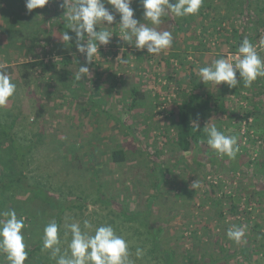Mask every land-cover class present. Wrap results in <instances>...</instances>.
Here are the masks:
<instances>
[{
	"label": "rangeland",
	"instance_id": "374dc122",
	"mask_svg": "<svg viewBox=\"0 0 264 264\" xmlns=\"http://www.w3.org/2000/svg\"><path fill=\"white\" fill-rule=\"evenodd\" d=\"M61 3L49 0L29 13L24 0H0V64L12 68L17 85L0 108V122L19 143L31 146L24 170L29 183L83 203L58 224L62 251L71 239L64 224L83 228L89 220L94 226L111 224L123 235L135 264H167L164 250L173 252L171 264L203 263L234 252L214 264H264V77L251 87L241 80L237 91L225 95L221 119L194 110L191 121L199 125L200 137L190 150L179 149L175 128L177 105L191 88L200 101L213 103L223 84H204L200 67L221 57L231 61L244 38L264 59V0H204L196 15L162 17L157 30L170 31L173 42L159 55L123 41L117 14L112 25H97L113 35L91 63L76 42L70 48L62 41L64 28L55 21L56 13L64 18ZM131 6L146 23L137 0ZM65 55L72 61L68 66L60 61ZM33 60L56 64L47 70L21 66ZM81 66L89 73L77 81ZM213 119L225 135L237 136L235 158L220 157L207 145L203 128ZM8 143V138L0 143V175L20 168L6 157ZM115 149L125 152L124 161H112ZM195 180L197 189L190 187ZM9 209L25 221L26 249L40 246L25 264H56L50 250L42 251L41 239L55 210L30 192L0 190V212ZM144 218L159 228L155 237ZM233 225L247 226L245 242L228 239ZM137 247L145 250L142 259L135 257ZM0 264H8L3 254Z\"/></svg>",
	"mask_w": 264,
	"mask_h": 264
},
{
	"label": "clouds",
	"instance_id": "9594fccd",
	"mask_svg": "<svg viewBox=\"0 0 264 264\" xmlns=\"http://www.w3.org/2000/svg\"><path fill=\"white\" fill-rule=\"evenodd\" d=\"M27 12L36 8H42L49 0H24ZM204 0H137L142 6V23L135 16V9L131 6L133 0H62L60 7L66 9L64 19L67 28L75 32L76 48L85 55L86 62L91 63L99 53V45H107L113 33L106 29L97 30V25H112L119 21L120 37L137 50H145L147 54L159 55L162 51L172 46L173 36L170 31H159L162 17L171 15L174 18L188 17L199 13ZM110 5L111 8L106 7ZM151 25V26H149ZM61 39L64 43L72 40L68 32H63ZM84 41L83 43H81ZM89 73L87 66L78 68L74 79L82 80ZM237 73L239 79H237ZM199 80L204 84H211L216 88L221 83L229 88H236L240 81L244 87H251L258 77H264V59L261 58L257 48L248 38H244L239 44L231 61L221 57L212 61L207 66L200 67ZM17 90L16 83L6 69V65L0 64V108L7 106L9 98ZM215 119L206 123L203 130L207 133V145L218 156L235 158L239 151L238 138L235 135H225L218 130ZM197 130L199 125L193 124ZM191 188L200 187L198 180L193 181ZM25 221L18 218L13 209L0 212V254L8 264H25L28 258L26 251ZM246 225H233L227 230L228 239L237 244L245 242ZM64 235L71 234L67 248L62 251L60 226L55 219L44 226L42 239V251H49L56 264H135L132 260L129 242L123 236L117 234L111 224L94 226L89 220L83 221V228L78 222L65 223ZM145 250L137 247L136 259H142Z\"/></svg>",
	"mask_w": 264,
	"mask_h": 264
},
{
	"label": "trees",
	"instance_id": "16d2710c",
	"mask_svg": "<svg viewBox=\"0 0 264 264\" xmlns=\"http://www.w3.org/2000/svg\"><path fill=\"white\" fill-rule=\"evenodd\" d=\"M62 18L58 13L55 14V21L64 28V32H68V34L72 37L73 31L69 28H67V25L64 24L62 21ZM61 20V22H60ZM76 39L72 37V40L68 42L67 44L69 45L70 48L73 47ZM116 53V52H115ZM126 53V52H125ZM61 63L65 64V66H68L72 63L70 56L65 55L61 58ZM55 62H51L50 64L43 63L41 60H33V61H28L24 62L21 66L24 68H36L37 66H42L43 70H47L53 67L55 65ZM7 71L9 74L12 71V68L10 66H6ZM220 91L216 98H214L213 103L209 101L208 99H205L203 101H200L199 95L197 94L196 87H193L190 89L189 93L187 94V98L179 102L177 105V119L175 121V128L177 131L176 134V143L177 146L181 151H186L190 150L192 146H195L196 143L198 142V139L200 137V132L199 130L195 129L193 127L192 123V113L194 110H198L197 114L199 116H204V117H218L221 119L224 114L225 109V102H224V96L237 91L236 88H229L226 84H221L220 85ZM134 93L136 91L134 90ZM133 105L135 104V99H132ZM8 138V146L7 148H3V150L6 152L7 151V156L9 160H16L17 165L20 167L18 170H15V168L11 169L12 173H5L0 175V190L1 192H5L7 190L15 189V190H20V191H25V192H30L34 194L36 197H38L41 202L49 206L50 208L55 210V220L59 224L62 218V215L67 211L70 210L74 207L76 208H81L83 206V203H76L73 199L68 198V199H59V197L55 196L54 194H50L47 190L44 188L38 186V185H33L28 182L26 173L24 170L27 168V155L29 151L31 150L30 145H24L19 143L16 140L15 134L12 131V129L4 124L3 122H0V143H4V140ZM6 147V146H5ZM125 152L122 149H115L111 151V159L114 162H120L125 160ZM17 171V172H16ZM144 217V215L142 216ZM147 217V216H145ZM144 225L149 228V231L152 232L154 237L158 234L157 232L159 231V228L154 229L148 222L147 218L143 219ZM142 220V221H143ZM143 223V222H142ZM263 244V242H261ZM264 245V244H263ZM155 246L157 247L158 244L157 242L155 243ZM40 246H37L32 249H26L28 252V257L31 256V254L36 253V250H38ZM220 250L223 253L222 248ZM165 260L167 261V264H171L173 261V252L172 251H165ZM240 253L243 254L244 256L248 255L247 248H242L240 250ZM238 253H228L226 255H221L219 258H213L214 260H209V261H204L202 262H196V261H191L188 264H214L215 262L219 260H223L224 257H234Z\"/></svg>",
	"mask_w": 264,
	"mask_h": 264
}]
</instances>
